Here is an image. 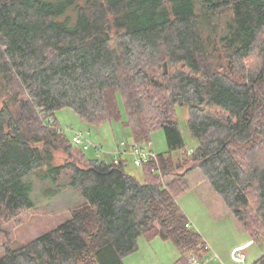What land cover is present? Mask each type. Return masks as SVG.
Instances as JSON below:
<instances>
[{"label":"trees","instance_id":"1","mask_svg":"<svg viewBox=\"0 0 264 264\" xmlns=\"http://www.w3.org/2000/svg\"><path fill=\"white\" fill-rule=\"evenodd\" d=\"M121 102L133 141L166 136L169 150L143 167L144 183L126 160L75 145L55 116L121 122ZM184 106L198 147L175 159ZM195 171L259 242L264 0H0V235L35 208L30 175L67 178L84 199L53 230L5 247L0 264H124L141 238L172 242L176 264H189L209 251L178 203Z\"/></svg>","mask_w":264,"mask_h":264},{"label":"rangeland","instance_id":"2","mask_svg":"<svg viewBox=\"0 0 264 264\" xmlns=\"http://www.w3.org/2000/svg\"><path fill=\"white\" fill-rule=\"evenodd\" d=\"M121 110L123 116L121 122H105L101 126L86 124L72 109L59 110L55 116L58 127L64 130L69 138L73 137V133L66 131L67 129L82 132L91 143L101 146L102 153L99 157H105L104 159L108 162H112L113 156L111 154L121 142L127 143L128 151H130L129 145L133 143L129 129L125 125L126 113L122 102ZM177 114L185 148L182 151L174 152L173 156L175 159H180L185 151L189 152L198 147V140L192 136L189 129L188 106L178 107ZM144 146L145 149L151 150L156 155L166 154L169 150L163 130L154 132L150 142ZM92 151L89 150L88 152L91 153ZM124 159L128 161L127 172L144 183L143 167H137L134 164L135 156L126 154ZM64 161V153L58 152L56 163L61 164ZM46 178L43 179L42 175L37 173L25 178V182L30 185L31 196L36 206L2 225L0 258L5 254V247L21 246L39 235L53 230L68 217L71 210L77 208L84 201L80 190L70 186L67 178H61L58 183L53 182L49 177ZM204 179L199 171H195L188 178L189 185L193 187ZM178 203L188 218L194 219L197 225L195 229L202 234L208 243L209 251L207 253L195 254V256L203 257L204 260L210 259L209 262H205L206 264H252L264 254V237L259 242L243 245V242L247 243L251 239L249 234L246 232L244 237L239 234L240 227H242L240 222L236 220V223L234 218L230 216L231 219L225 215V213L230 215L231 211L222 198L214 192L210 184H202L197 188L189 189L178 199ZM234 246H237L235 250L233 249ZM139 247L138 252L125 257L124 264H176L181 257L180 252L172 242H165L160 238L152 242L141 238ZM240 248L244 249L243 251L247 256V260L244 262H237L232 256Z\"/></svg>","mask_w":264,"mask_h":264},{"label":"built area","instance_id":"3","mask_svg":"<svg viewBox=\"0 0 264 264\" xmlns=\"http://www.w3.org/2000/svg\"><path fill=\"white\" fill-rule=\"evenodd\" d=\"M69 130L70 129H67L66 131ZM62 131L64 132V130ZM71 132L73 133V143L75 145L82 147L85 151L93 150L92 152H94L96 155H101V146L91 143L82 132ZM144 145V143H137L133 141V143L129 145L130 151H128V145L123 141L118 145V148L114 152H112V160L114 161V163H119L121 160H124V156L126 154H132L135 156L134 164L137 167H144L152 161H156L157 155L154 154L151 150L145 149ZM192 152L193 150L189 151L188 153L192 154ZM187 226H191V224H188ZM243 250V248H240L236 250L235 255L233 254V257L237 262H244L247 260V256ZM209 261L210 259L204 260L203 257L195 256V254L190 255L188 258L189 264H206Z\"/></svg>","mask_w":264,"mask_h":264},{"label":"crops","instance_id":"4","mask_svg":"<svg viewBox=\"0 0 264 264\" xmlns=\"http://www.w3.org/2000/svg\"><path fill=\"white\" fill-rule=\"evenodd\" d=\"M117 148H118V146L116 147V149H117ZM104 158H105V157H104ZM124 160H125V159H124ZM127 162H128V161H127ZM191 174H192V173H191ZM191 174L189 175L188 178H190ZM189 183H190V181H189ZM202 184H209V183L204 179V180H202V182L199 181V183H196L195 186H193V187L190 186V189H193V188H195V187L197 188L198 186H200V185H202ZM182 210H183V209H182ZM183 211H184V210H183ZM184 212H185V211H184ZM185 214H186V212H185ZM231 214H232V215H231ZM225 215H226V216H229V217L231 216L232 218H234L235 222L237 223L236 220H238V219H236V217L233 215L232 212L230 213V215H229V213H225ZM190 217H191V216H190ZM231 217H230V218H231ZM232 218H231V219H232ZM189 220H190L191 225L194 226V228L197 227V225L195 224V221H194V219H193L192 217L189 218ZM240 226H242V225H240ZM240 229H241V230H240V233H239V234H240L242 237H244V234L246 233V231L244 230L243 227H240ZM245 241H246V240H245ZM250 241H251V239H250L247 243H246V242H243V243H244L243 245L245 246V245H247V244L252 243V242H250ZM245 243H246V244H245ZM207 244H208V243H207ZM243 245H237V246H243ZM237 246H234L233 249L235 250V249H236L235 247H237ZM208 248H209V246H208ZM233 249H232V250H233ZM232 256H233V255H232ZM233 258H234V257H233ZM234 260H235V259H234Z\"/></svg>","mask_w":264,"mask_h":264}]
</instances>
